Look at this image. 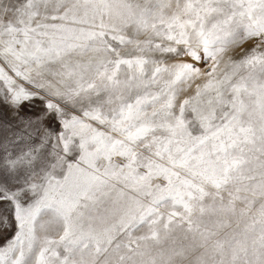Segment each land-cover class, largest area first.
<instances>
[{"label": "snow or ice", "instance_id": "6c2138e0", "mask_svg": "<svg viewBox=\"0 0 264 264\" xmlns=\"http://www.w3.org/2000/svg\"><path fill=\"white\" fill-rule=\"evenodd\" d=\"M0 264H264V0H0Z\"/></svg>", "mask_w": 264, "mask_h": 264}, {"label": "rangeland", "instance_id": "374dc122", "mask_svg": "<svg viewBox=\"0 0 264 264\" xmlns=\"http://www.w3.org/2000/svg\"><path fill=\"white\" fill-rule=\"evenodd\" d=\"M245 47H247V46H245ZM242 54H243V49L237 50L235 56H236V58H239V56L242 55Z\"/></svg>", "mask_w": 264, "mask_h": 264}]
</instances>
